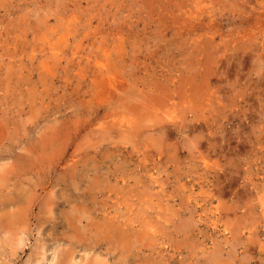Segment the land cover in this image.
<instances>
[{"label": "rangeland", "instance_id": "1", "mask_svg": "<svg viewBox=\"0 0 264 264\" xmlns=\"http://www.w3.org/2000/svg\"><path fill=\"white\" fill-rule=\"evenodd\" d=\"M0 264H264V0H0Z\"/></svg>", "mask_w": 264, "mask_h": 264}]
</instances>
